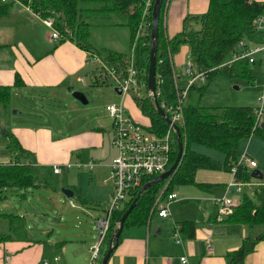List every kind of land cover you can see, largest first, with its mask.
<instances>
[{
	"label": "crops",
	"instance_id": "0c3cea01",
	"mask_svg": "<svg viewBox=\"0 0 264 264\" xmlns=\"http://www.w3.org/2000/svg\"><path fill=\"white\" fill-rule=\"evenodd\" d=\"M0 7L6 8L0 14V86H10L9 97L13 90L15 92L19 89L43 91L52 87L54 89L66 87L71 91L77 90L73 88L72 82L79 81L84 84L85 77L95 72L94 69H89V65L94 62L90 61L91 55L88 50L82 49L68 39L58 42V38L50 37L49 26L44 22L45 17L39 16L19 0H0ZM84 7L83 12L89 14V18L92 20L101 14L110 16L108 21L96 22L102 26L99 33L104 40H99L93 48L107 47L119 50L114 46H109L106 42H114L118 29H122L124 26L126 31L119 37H122V44L125 46L119 51L125 52L129 44V32L124 23L125 16L115 17L112 12L101 10L100 2H90L88 6ZM206 7L207 0H167L162 14V24L167 37L181 29L182 18L185 14L199 13ZM92 24L94 22L91 24L89 22V25ZM243 40L248 45L258 42L256 39L248 37ZM187 53V45L180 44L177 51L171 55L172 81L176 79L178 83H181L184 80L183 66L186 61L184 56ZM97 63L99 62L97 61ZM256 63L261 66L258 62ZM177 65H182V69H179ZM82 72L84 77L81 76ZM15 73L19 76L18 84H13ZM174 76L176 77L174 78ZM263 77L264 75H262V80ZM204 80L205 78L202 81L196 80L193 85L202 83ZM104 81L110 82L103 79L100 68L94 80L87 85ZM113 89L118 94L117 100L114 101H121L134 119L142 125L148 126L149 118L141 113L133 101L132 95L136 93L130 91L128 94H120L115 87ZM262 121L264 122L263 119ZM7 127L0 126V131L5 136V139L1 140L4 142V146L7 142V136L4 133L6 130L18 140L22 148L29 151L28 159L36 165L50 167L56 165L59 168L58 172H52L53 174L63 173L61 185L58 187L57 184H53L46 187L54 190L61 187L70 189V196L79 200L74 202L69 198L68 203L71 207L83 208L88 203L94 205L106 200L107 194L109 195L112 189V183L108 176L109 162L116 153V149L109 139L110 116L108 125L106 122L87 125V128L80 129L74 134H60L59 128L57 131H53L52 127L45 124L36 126L10 124ZM252 135L239 140L238 152L239 154L247 153L255 160V165L251 167H258L256 159L247 152L248 140ZM241 141H244L242 149ZM194 145H201H191L194 150L198 151ZM259 145L262 148V143ZM108 151H112L113 154L108 155ZM220 153L222 156L219 164H213V158L204 153L211 158L212 166L197 167L193 173L194 181L202 184L187 182L172 187L176 197L167 202V214L164 216L158 215L156 210L159 205L157 197L160 196V190L153 199L149 213L142 223L123 226L121 235L110 251L105 264H264V238H256L263 229L251 233L250 228L253 225L249 226L231 218V211L219 213L217 210L214 197L231 196L237 203L241 196V193L232 190L225 191V183L230 179L231 174L222 168L223 153ZM89 160L91 166L87 165ZM248 166L246 164L247 168ZM71 167L81 170L87 182H90L85 191L76 181L72 183L67 179L66 173ZM90 176L94 178V182L89 179ZM246 181H248V185H251L249 189L257 183L256 177H253V181ZM167 182L168 179L163 183V186ZM184 185H193L197 189H182ZM160 201L164 202V196ZM184 221L187 222L184 223ZM173 228H176L178 232V241L173 237ZM74 230H61L57 233L56 239L46 240L48 243L53 242L56 249L50 257L44 256L45 251L39 245H33L30 250L19 255H11L3 247V241H0V264H39L42 261L47 264H86L90 255L89 246L92 242L90 241L86 245L74 244L72 241H79V237L83 238L86 232L85 230ZM40 232H46V230L40 229ZM49 232L51 231L49 230ZM247 233H249L248 236ZM245 235L246 239H250L248 246L244 239ZM206 236L210 240V249L205 246ZM241 244L248 250L240 261L230 263L227 256L228 251ZM25 245H29V243L25 241ZM57 252L60 254H56ZM5 255H7L6 258ZM180 255L185 256V262L180 261Z\"/></svg>",
	"mask_w": 264,
	"mask_h": 264
},
{
	"label": "trees",
	"instance_id": "16d2710c",
	"mask_svg": "<svg viewBox=\"0 0 264 264\" xmlns=\"http://www.w3.org/2000/svg\"><path fill=\"white\" fill-rule=\"evenodd\" d=\"M19 1L26 4L39 16L51 17V26L59 34L57 37L58 42L65 39L72 41L82 49L98 56L105 64L112 65L116 72L121 75L125 72L130 52L107 47L93 48L95 46H92L87 41L89 33L85 26H89V21L84 20L83 11L85 10L84 6H88L90 2H100L101 10L112 12L115 17L125 16L124 23L129 32V45L134 41L132 62L136 71V79L137 82H142L145 85L149 49L150 9L153 0H150V4L143 14L142 10L145 0ZM166 1H160L154 51L155 98L159 104L165 105L174 102L175 91L172 81L171 55L177 51L180 44L187 45L188 59L191 60L192 66L196 70L205 72L204 82L196 86L197 96L199 97L202 92L201 87L205 86L207 81L216 75L252 77L250 62L246 58L226 61L235 53L237 47H240L238 44L239 39L248 37L257 41L264 40V30H257L253 25L255 15L264 11V0H207L206 9L199 13L185 14L182 18L181 29L170 37L165 34L164 25L162 24V14ZM5 10L6 8L0 7V14ZM189 19L198 21L199 25L197 27L190 26L188 23ZM137 29L138 34H136L134 39ZM245 45L248 44L246 43ZM14 76L13 84H18L19 76L16 73ZM9 87V85L0 86V103L7 102ZM192 87L189 88L187 95ZM132 97L141 113L149 118L148 128L156 134L162 133L167 127L166 122L156 112L153 98L146 87L144 92L133 94ZM166 113L168 112L166 111ZM182 115L183 120L178 126L183 148L177 165L168 177L152 182L148 187L140 190L135 204L124 217L122 229L123 226L142 223L145 220L151 203L160 190V196L157 197L158 201L167 192L174 191L172 190L174 185L195 182L193 173L197 167L212 166L211 158L202 152L194 150L191 146L192 144L204 145L222 152L221 165L223 169L229 171L231 165H235L234 175L238 179L243 181L250 179L249 169L241 163L236 164V162L239 154L238 143L240 139L256 134L264 140L262 115L260 118L255 119L252 105H202L198 100L195 102L185 101L182 105ZM4 133L7 136L5 148L9 152L11 159L0 162V198L4 197L2 191L6 187L24 189L38 184L53 185L51 167L43 165L37 167L38 165L28 159L29 151L22 148L18 140L9 131L5 130ZM175 151L176 143L172 133L171 149L165 168L172 162ZM40 168L44 172H40ZM154 175L156 174L145 176L142 183ZM166 179H168V182L163 186ZM256 181L257 183L249 189V195L244 191L241 192L240 200L233 205L230 214L231 218L244 222L249 226L253 224L264 225V171H262V177L260 179L256 178ZM195 183L202 184L200 182ZM138 187L130 190L121 204L110 210L108 226L103 234L99 254L94 264L99 263L100 257L106 249L108 238L114 230L120 214L128 206ZM21 193L23 192L21 191ZM0 216L7 217L10 223H12L14 218L20 217L19 214L11 212H0ZM17 226H19V223L13 225V228ZM172 230L173 234L176 228ZM8 237L9 233L0 232V241ZM256 238H264V229ZM247 250L241 244L237 248L228 251L229 262L240 261Z\"/></svg>",
	"mask_w": 264,
	"mask_h": 264
},
{
	"label": "rangeland",
	"instance_id": "374dc122",
	"mask_svg": "<svg viewBox=\"0 0 264 264\" xmlns=\"http://www.w3.org/2000/svg\"><path fill=\"white\" fill-rule=\"evenodd\" d=\"M83 18L85 21H89L90 24L94 22L92 25L85 26V29H88L89 33L87 41L92 46H95L98 44L99 40H104L99 33L102 26L100 23L96 22L108 21L110 16L101 14L96 16L95 20H92V18H89V14L87 15V13L83 12ZM188 23L193 27L199 25L198 21H194L193 19H189ZM48 30L49 32L51 31L50 28ZM125 31L126 28L122 26V29H118L117 37L114 42L106 43L109 46H114L116 49H124L125 45L122 44V37L119 36ZM132 48V43L131 45L128 44L126 51L130 52ZM184 57L187 61L188 53ZM90 61L94 62V64H90L89 69H94L95 72H90L91 74L85 77L84 84L86 85L81 84L79 81L72 82L73 88L84 93L85 102L75 99L66 87H60L58 89L52 87L51 89L43 91H24V89H19L14 92L13 90L7 102L0 103V126L6 128L10 124H27L30 126L45 124L52 127L53 131H57V128H59L61 130L60 134H74L80 129L87 128V125L102 124L103 122H106V125H108L109 116L105 110V104L114 100L116 101L118 94L113 89L114 87L110 82H96L87 85L94 80L101 68L97 61L93 59H90ZM178 66L179 65H177V67ZM250 67L252 71L251 78H246L244 76L228 77L225 75H216L207 81L205 86L201 87L202 92L200 97L197 96L198 91L196 86L203 82L193 85L189 94L184 97V101L195 102L198 100L202 105L234 104L253 106L256 101L255 96L262 84L263 68L256 62L250 64ZM179 69H182V65L179 66ZM85 72L87 71L85 70ZM81 76L84 77L83 72ZM144 86V83L139 86V93L144 92ZM262 119L264 120V114ZM1 132L2 131H0V162H5L9 161L11 156L5 148L4 142L1 141L5 139V136L2 135ZM243 143L244 141H241V149L244 146ZM260 143H262V148L259 145ZM194 147H197L198 151L210 155V157L213 158V164H219L221 162L220 158L222 155L219 151L204 148L202 145H194ZM247 152L258 162V167L248 166V169L258 168L264 171V140L258 135L253 134L248 140ZM112 154V151H108V155ZM37 167L40 166L38 165ZM40 172H44V170L40 168ZM62 176L63 173L53 174L51 176L53 184H57L59 187L62 183ZM66 177L72 183L76 181L82 186L83 191H85L86 186L90 184V182H87L83 172L75 167L68 169ZM89 179L94 182L93 177L91 178L90 176ZM249 180L253 181V177H250ZM249 187H251V185L247 184L241 192L244 191L249 195ZM178 188L179 186L177 189ZM182 189L197 188L193 185H184ZM21 191L23 193H21ZM2 193L4 197L0 198V212H11L20 215L19 218H14L12 223L9 222L7 217L0 216V232L9 233V237L3 240V247L11 255H19L30 250L33 245H39V247L45 251L44 256L50 257L51 253L54 254L56 249L53 242L48 243L46 240L50 238L53 241L58 237L57 233L61 230H85L84 237H79L82 241L79 240L76 242L73 240L72 242L76 245H80V243L86 245V243L92 242L97 233L94 227V219L96 216L103 214V205L108 203L109 200V195L107 194L106 200L98 204L91 205L88 203V205H85L83 208L76 206L71 207L68 203L69 198L74 202H78L79 200L74 196L64 195L60 189L54 190L41 184L29 186L24 189L6 187ZM18 223L19 226L13 228V225H17ZM40 229H45L46 232H40ZM262 229H264V225L253 224L250 231L252 233ZM49 230L51 232H49ZM248 234L249 233L246 235L248 236ZM246 235L244 239L248 246L250 244V239H246ZM25 241L29 243V245H25ZM56 254L59 255L60 253L57 252ZM5 256L7 257V255Z\"/></svg>",
	"mask_w": 264,
	"mask_h": 264
},
{
	"label": "built area",
	"instance_id": "2783aa9c",
	"mask_svg": "<svg viewBox=\"0 0 264 264\" xmlns=\"http://www.w3.org/2000/svg\"><path fill=\"white\" fill-rule=\"evenodd\" d=\"M150 4V0H145L143 4V10L146 11ZM44 22L51 29L50 37L57 38L59 36L56 29L52 28L51 17L44 18ZM253 25L257 30H264V11L255 15L253 18ZM138 34L137 32L135 33ZM134 41L132 43V46ZM235 53L231 55V58L226 62L233 61L238 58H246L248 62H258L263 68L264 75V40L253 42L251 45H245L246 42L243 39H239ZM128 58V64L125 66V72L123 75L116 72L112 65H107L98 56L89 52L90 59H95L99 62L102 69L103 79L109 80L113 87L120 94H128L130 91L139 93V86L142 82H137L136 71L132 62V50L130 51ZM225 62V63H226ZM184 80L178 83L175 79L173 81L175 99L172 104H160L172 122L180 123L183 120L182 105L184 97L189 88L195 83L196 80H203L205 72L203 70H196L192 66V62L188 59L184 66ZM156 93V91H155ZM255 104L253 105V112L255 119L260 118L264 114V77L260 90L255 96ZM105 110L111 117V130H110V142L115 147L116 153L109 162L108 176L112 183V189L108 196V203L103 205V214L98 215L94 219V226L97 230L96 237L90 244V255L86 264H94L96 257L99 254L100 245L102 242L103 234L108 226L109 213L112 208L118 207L121 202L127 197L130 190L138 187L143 178L150 174H157L165 169V165L168 161L169 152L172 143L173 129L169 123H166V129L156 134L151 131L148 126H144L130 116L121 101L109 102L105 105ZM241 163L244 166H254L255 160L251 158L247 153H240L237 157L236 164ZM80 164V162H77ZM87 165L91 166V161L87 162ZM52 171L58 172L59 168L56 165H52ZM235 165H231L229 172L231 174L230 179L225 183V191L241 192L243 187L248 181L238 179L235 175ZM176 197L174 191L167 192L164 195V202L158 201L157 214H167V202ZM219 213H227L231 211L233 205L236 203L231 196L222 195L221 197L213 198ZM174 239L179 240L177 231L173 233ZM205 246L210 249L209 237L205 238ZM6 258V256H5ZM181 262H185V256L180 255ZM42 264H47L45 261Z\"/></svg>",
	"mask_w": 264,
	"mask_h": 264
},
{
	"label": "water",
	"instance_id": "95a60500",
	"mask_svg": "<svg viewBox=\"0 0 264 264\" xmlns=\"http://www.w3.org/2000/svg\"><path fill=\"white\" fill-rule=\"evenodd\" d=\"M160 1L161 0H153L151 4V9H150V21H149V49H148V64H147V71H146V78H145V87L151 94L153 98V104L156 112L159 114V116L166 122L169 123L171 128L173 129V134L175 138V143H176V151L173 157L172 162L168 165L167 168L164 170L160 171L156 175H154L152 178L149 180L143 182L142 184L139 185L134 197L128 204V206L122 211L120 214L117 224L114 228V230L111 232L108 241H107V246L105 251L102 253L100 257V261L98 264H105L107 257L109 256L110 251L112 248L115 246V244L118 241L119 234L122 230V225H123V220L126 214L129 212V210L132 208V206L136 202V198L140 192V190L148 187L152 182L164 179L169 176V174L173 171L175 166L177 165L181 154H182V141L180 137V132H179V126L177 123L172 122L171 119L168 117V115L165 113L163 108L160 106L158 101L155 98V84H154V51H155V43H156V35H157V20H158V11H159V6H160ZM70 90V89H68ZM72 96L79 101H86L85 95L81 91L77 90H70ZM250 175L256 178H261L262 174L259 169L252 168L250 170ZM60 190L70 196L71 191L68 188H63L61 187Z\"/></svg>",
	"mask_w": 264,
	"mask_h": 264
}]
</instances>
